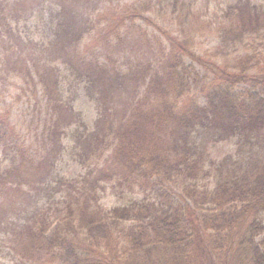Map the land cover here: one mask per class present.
<instances>
[{"label":"trees","instance_id":"1","mask_svg":"<svg viewBox=\"0 0 264 264\" xmlns=\"http://www.w3.org/2000/svg\"><path fill=\"white\" fill-rule=\"evenodd\" d=\"M72 1L48 0L31 11L0 1V101L22 88L51 120L39 134L0 124V201L9 189L24 190L26 198L0 209V258L15 264H264V4L223 0L222 19L210 24L220 42L210 60L197 54L209 33L193 13L174 32L163 29L165 39L148 34L157 49L124 70L110 53H99L101 45L69 52L63 44L83 34L105 33L104 43L134 28L145 34L139 21L160 12L157 2L176 13L189 0H112L99 6L104 13L91 24L75 6L80 0ZM41 27L47 37L38 33ZM76 85L99 104L95 127L79 116L62 119L65 111L76 112L68 100ZM103 94L110 95L111 121ZM63 139L72 140L78 166L72 175L56 170ZM222 141L236 151L213 158L210 146ZM105 198L116 204L106 206Z\"/></svg>","mask_w":264,"mask_h":264},{"label":"rangeland","instance_id":"2","mask_svg":"<svg viewBox=\"0 0 264 264\" xmlns=\"http://www.w3.org/2000/svg\"><path fill=\"white\" fill-rule=\"evenodd\" d=\"M3 1V0H0ZM5 2H10L11 5L17 6L25 5V7L29 8L31 11L34 7H37L42 2L48 0H4ZM72 1V0H69ZM130 1L136 0H123V4ZM192 0L186 2L185 5H181L178 8L176 6V13L172 12V8L168 7L164 10H161V5L157 2V7L159 11L150 12L149 14L145 15L146 20L139 21L144 28L145 34L141 33V31H137V28H134L128 34H122L121 37L117 38L112 34V41L110 43H104L102 37L105 33L100 34H83L78 41L75 40L74 43L67 46L65 43L63 45L66 46V49H69V52L78 50L83 51V49L87 52V45L91 44L92 46H100L101 49L99 53L104 54V51L110 53L112 55V59L114 63H118L121 66V69L128 70L130 67H136L139 64L144 63L151 53V49L154 47V50L157 49V45L152 44V37L148 34L155 33L165 39V35L163 33L165 29L167 32H174L178 27L182 26L183 24L187 23L186 18L190 17L191 14L195 13L203 18V22L206 25L205 28L207 29L206 32L209 33L208 36L202 38L198 41V55L202 57V61L205 62L210 60L211 56L214 54L216 47L218 46L219 38L217 33L215 34V29L213 25H210L212 22H216L222 19V12L220 11V6H224L223 0H197L196 3L194 2L193 8H187L190 6ZM223 1V3H220ZM73 2V1H72ZM112 0H93L91 6H86L87 0H80V2L76 3V7L82 9L81 15L85 18H88V23L91 24L92 19L97 18L99 15L104 13V8L100 9L101 7L111 4ZM254 2H259L264 4V0H254ZM81 3V4H80ZM223 8V7H222ZM35 8L34 10H37ZM33 10V11H34ZM97 10V11H96ZM178 10V11H177ZM88 15V16H87ZM81 17V20H83ZM111 18V16H108ZM114 20V19H112ZM45 25L46 21L44 20ZM13 24L17 27L19 26L16 22ZM25 24V23H24ZM103 25L106 24V20L102 22ZM130 25H136V23H128ZM106 24L105 26H107ZM187 28H190L187 27ZM186 28V29H187ZM147 30V33H146ZM122 31V30H121ZM163 33H162V32ZM210 31V32H209ZM38 33L42 36H46V30L44 27L38 31ZM48 33V32H47ZM108 33H112L109 32ZM50 34H53L52 30H50ZM107 34V33H106ZM188 31H182L181 36L187 35ZM49 35V34H48ZM151 37V38H150ZM101 41L103 43H101ZM107 44V45H106ZM65 49V48H64ZM189 63L192 62L190 59ZM201 61V60H200ZM58 64V60H54L51 63L50 69ZM194 65L201 73H205L207 69L204 67V63L194 62ZM34 89V88H33ZM31 90V93H34V90ZM36 91V89H35ZM87 92L85 89H82L79 85H76L72 89L69 90L68 100H70L76 110V112H69L65 111L64 116L62 119L64 120L67 117L68 120L74 119L76 122L75 117L79 116L81 120H86L88 122H92L91 126L95 127L97 120L100 117V111H98L99 104L93 100H90L87 96ZM109 94H103L104 98V108H107V113L109 120L113 119V112L109 105ZM35 96H27L25 97V93L23 92L22 88L13 87L10 96L8 97L7 103H3L0 101V124H4L13 128V130H17L19 133L25 134L31 130H33V134L38 130V134L41 132L39 126L46 124L47 122H51L50 116L44 113L42 110L41 105L38 102H35ZM202 102H205L204 96H200ZM122 102V101H121ZM121 104H124L123 102ZM124 120V118L122 119ZM66 124V122H65ZM116 127H121L117 125ZM122 128V127H121ZM14 131V132H15ZM40 139L42 140V133L39 135ZM71 138V136H70ZM63 144H65L64 149L61 151V155L59 157L57 164V172L60 174H68L72 175L78 170L77 163L74 161L73 157V150H72V140L66 141L63 139ZM51 149V141L46 142L45 151L43 153V158L46 159V156L49 154ZM236 151V146L234 143L222 141L220 143L212 144L210 146V153L213 158L222 159L227 154L234 153ZM54 159V158H53ZM264 161V156L261 157ZM40 175V171L38 173ZM24 190L18 189L13 190L9 189L6 193L4 198L0 201V209H9L15 207L16 204L22 203L26 201V198L20 197L21 192ZM181 192L178 191L177 194ZM115 198H105L104 203L106 206H112L116 204ZM261 220L264 223V214L261 215ZM12 237V235H11ZM12 247V242L10 243L9 248ZM14 248V246H13ZM0 264H15L10 257H1Z\"/></svg>","mask_w":264,"mask_h":264}]
</instances>
